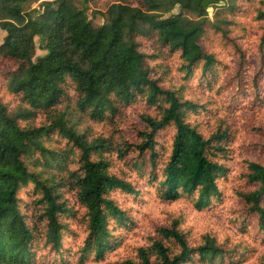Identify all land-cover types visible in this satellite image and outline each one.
I'll return each mask as SVG.
<instances>
[{
	"label": "trees",
	"instance_id": "obj_1",
	"mask_svg": "<svg viewBox=\"0 0 264 264\" xmlns=\"http://www.w3.org/2000/svg\"><path fill=\"white\" fill-rule=\"evenodd\" d=\"M0 29V264L36 263L38 249L98 264L256 251L173 216L111 254L140 227L121 195L186 197L198 217L229 191L264 239V142L241 138L264 135V0H0ZM70 233L83 237L66 247Z\"/></svg>",
	"mask_w": 264,
	"mask_h": 264
},
{
	"label": "rangeland",
	"instance_id": "obj_2",
	"mask_svg": "<svg viewBox=\"0 0 264 264\" xmlns=\"http://www.w3.org/2000/svg\"><path fill=\"white\" fill-rule=\"evenodd\" d=\"M252 11L253 9L251 11H246L245 15L248 16L249 21L255 22ZM177 12H179V9L175 10V13ZM184 13L190 18L196 17L193 13ZM88 16L89 19H91L96 25H101L104 22V19L101 16L94 15L93 9L91 7L88 9ZM209 17L211 20L215 19L214 9H209ZM5 34L6 33L0 29V44L4 40ZM36 42L39 46L40 37H37ZM44 54V51L38 49L37 55ZM226 58L229 59L230 56H227ZM2 64L6 65L4 62H2ZM9 67L2 68L8 69ZM251 131L252 130L250 127L246 130L244 128L243 132H241L243 135L241 138L245 139L247 143L260 146V142H264V135H259L260 139H256L253 138L252 135L247 134ZM237 153L240 156L241 149L237 150ZM233 173L234 171H232L230 175L232 176ZM229 194L230 192L226 191V201L223 204L218 203L216 206L219 207H217V209H215V207L212 213L197 214L198 217L192 211L190 201L186 197L181 198L180 201L176 203L162 204L160 202H156L157 200L155 196L148 194H145L143 200H139L137 202L132 200L131 197H124L122 195V197L118 196V198L124 203L125 207L130 210V213L134 217L133 220L135 225H140V227H136L129 236H126L121 246L114 250L111 254H115L116 256L114 257L129 255L134 248L136 249L138 246L143 244L146 245L148 243L147 237L154 233L157 226L170 223L173 216H183L185 223L182 225V227H184L187 231L205 232L214 229L215 232L219 233L220 240L225 242V238L221 232L224 230L225 235L230 234L233 236L234 242H238L239 239L244 238L245 240L253 243L257 248L255 252L248 250L246 253H243L244 249H241V251H239L241 254L234 257L237 259V261H240L239 264H264V259L262 258L264 256V239L262 236H258V232L254 225V218L252 216H248L242 204L239 201L231 199ZM221 207H223V209H221ZM245 224H248V228L243 230ZM126 231L127 229L118 227L114 230V239H119L120 237L123 238L127 233ZM82 234L84 233L82 232ZM82 237L83 235L80 237H75L72 233H70L64 239L63 244L66 247L69 244H78ZM35 249L37 250V248ZM45 254H47L46 250L38 249L37 260L36 263L33 264H54V262L57 264H98L94 262L81 263L79 253H75L73 255H64L63 260H60L59 258L56 259L55 255L45 256ZM110 261L112 260L109 259L105 263L101 264H109ZM222 264H230L229 259Z\"/></svg>",
	"mask_w": 264,
	"mask_h": 264
}]
</instances>
